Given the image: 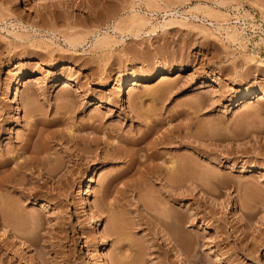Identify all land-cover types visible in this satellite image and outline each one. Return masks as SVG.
Returning a JSON list of instances; mask_svg holds the SVG:
<instances>
[{"label": "rangeland", "instance_id": "374dc122", "mask_svg": "<svg viewBox=\"0 0 264 264\" xmlns=\"http://www.w3.org/2000/svg\"><path fill=\"white\" fill-rule=\"evenodd\" d=\"M263 93L264 0H0V264H264Z\"/></svg>", "mask_w": 264, "mask_h": 264}, {"label": "bare ground", "instance_id": "6f19581e", "mask_svg": "<svg viewBox=\"0 0 264 264\" xmlns=\"http://www.w3.org/2000/svg\"><path fill=\"white\" fill-rule=\"evenodd\" d=\"M200 9H202L201 7H200ZM210 14V13H209ZM227 34H228V37H230V38H237V34H235V33H231V32H226ZM106 39H108V37L107 36H104V37H101V38H98L97 40H96V43H101L102 41H105ZM69 42L72 44L73 43V45L74 44H77V43H80V41L78 42V40H74V39H70L69 40ZM103 43V42H102ZM23 80V77H21L20 79H19V81H18V83L12 88V90H11V93H10V98L11 99H18V97H19V93H20V89H19V84H20V82ZM214 82H216L215 80H214ZM137 83L138 82H136L135 80L133 81V84H136L137 85ZM216 83H220V82H216ZM132 84H131V82L130 81H128L126 84H125V88H123V89H121V91L119 92V94H118V96H117V99H118V102H119V105L120 106H122V107H124L125 105H126V95H127V91H126V89L129 87V86H131ZM259 99H264V93L262 94V96L259 98ZM241 103H244V100H243V102H241ZM134 110V109H133ZM20 111V108L17 106V108H16V114H18V112ZM135 114H136V117L137 118H140L139 116H141V114L137 111V110H135ZM145 121V120H144ZM158 128V126L156 125V124H153V125H150V124H148L147 125V131L143 134V135H141L139 138H135L134 140H128V141H130V144H132L133 146H138V147H141V145H142V143H145V141L154 133V131H156V129ZM173 129V128H172ZM173 131V130H172ZM174 132V131H173ZM173 139H172V141H171V143H175L176 142V138H178V137H176V136H173L172 137ZM157 140V139H156ZM126 141V140H125ZM124 141V142H125ZM128 141H126L124 144V147L125 146H127V144H128ZM159 141V140H158ZM160 142V141H159ZM151 143H153V142H151ZM110 143H108L107 142V145H109ZM160 144V143H159ZM170 144V143H169ZM176 144V143H175ZM145 145V144H144ZM129 146V145H128ZM131 146V145H130ZM150 146H151V144H150ZM152 147H153V145H152ZM155 147V146H154ZM26 148H27V146H26ZM119 148H123V146L122 147H119ZM142 148V147H141ZM149 149V148H148ZM151 149V148H150ZM153 149V148H152ZM120 150V149H119ZM157 153V152H156ZM120 154V153H119ZM155 154V153H154ZM158 154V153H157ZM149 155H150V153H149ZM148 155V153H147V155L145 156L148 160H149V158L148 157H151L152 158V156L150 155L149 156ZM160 155V154H159ZM116 155H114V154H110V153H108V152H106V154H105V158H114ZM148 156V157H147ZM154 156V155H153ZM158 156V155H157ZM133 157V156H132ZM153 158H155V157H153ZM152 158V159H153ZM136 160V159H135ZM133 161V164H134V162H136V161ZM146 161V160H145ZM149 162V161H148ZM139 163V162H138ZM197 164V163H196ZM190 165V164H189ZM7 166H9V163L8 162H6V163H4V164H0V172H1V169L3 168H5V167H7ZM181 165H180V163H179V161H176V160H172V161H170V164L167 166V167H165V168H167V171L168 172H170V174H175L176 175V173H178L177 171L181 168L180 167ZM185 166V165H184ZM161 167V166H160ZM159 167V168H160ZM192 167V166H191ZM194 167V166H193ZM193 167L191 168L192 170H193ZM156 168V167H155ZM183 168V167H182ZM205 168V167H204ZM184 169V168H183ZM160 169H158L157 171H159ZM163 170V169H162ZM188 170H189V168H188ZM191 170V171H192ZM150 174V173H149ZM190 175V174H189ZM207 175V174H206ZM157 178H159L160 180H162V178H161V175L160 174H158V176H156ZM176 177V176H175ZM175 177L172 179H168V180H165V181H167L166 183H167V185H168V188L169 189H175L177 186H179L180 185V183L182 182L183 183V181H184V183L185 184H187L188 185V187L189 186H193L194 188H195V181H193V179H190V180H186V179H184V180H182L181 178V182H180V180L178 181L177 179V181L175 180ZM165 178V177H164ZM177 178V177H176ZM184 178V177H183ZM207 179V178H206ZM172 180V181H171ZM4 182V181H3ZM12 184L15 182V180L13 179L12 181H10ZM196 182H197V180H196ZM165 183V184H166ZM183 183V184H184ZM1 184V183H0ZM14 185V184H13ZM110 185V184H109ZM16 186V185H15ZM109 187V186H108ZM111 187V186H110ZM108 189V188H107ZM108 196V195H107ZM45 207V206H44ZM167 210V209H166ZM163 211V210H162ZM168 213V212H167ZM174 213V212H173ZM176 215V214H175ZM176 217V216H175ZM174 217V215H172V214H170V215H163L162 213H160V214H156L155 215V220L157 221V225H162V226H164V227H168V226H171L172 227V225H174V223L176 222V218ZM178 218V217H177ZM189 221V223L190 222H192V219L191 220H188ZM190 225V224H189ZM188 225V226H189ZM175 226V225H174ZM173 226V227H174ZM179 227V226H178ZM171 231V230H170ZM173 231V230H172ZM175 231V230H174ZM167 232V231H166ZM169 233V232H168ZM176 233V232H175ZM185 233H186V231H185ZM187 234V233H186ZM171 236H173L172 234H170ZM176 235V234H175ZM170 236V238L172 239V237ZM176 237V236H175ZM170 238H169V240H170ZM175 239V238H174ZM173 240V239H172ZM172 240H170V241H172ZM176 240V239H175ZM126 251V250H125ZM124 257L125 258H127V257H129V254H125L124 255ZM120 264H128L125 260H123V262L121 261L120 262Z\"/></svg>", "mask_w": 264, "mask_h": 264}]
</instances>
